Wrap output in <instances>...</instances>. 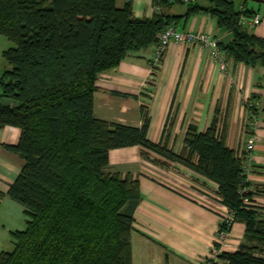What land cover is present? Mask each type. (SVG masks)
Segmentation results:
<instances>
[{"label":"trees","instance_id":"trees-1","mask_svg":"<svg viewBox=\"0 0 264 264\" xmlns=\"http://www.w3.org/2000/svg\"><path fill=\"white\" fill-rule=\"evenodd\" d=\"M168 2L156 0V15L137 17L131 0L123 8L117 0H0V34L15 43L3 52L8 67L0 76V128L21 129L19 142L4 147L24 159L7 195L29 216L25 230L12 233L15 249L2 251L0 264H132L140 182L107 170L111 151L131 146L217 183L220 202L233 211L219 233L230 232L236 221L246 223L240 247L218 259L264 264V213L245 202L255 194L242 174L246 152L227 144L219 110L204 132L188 125L181 153L149 138L146 105L142 127L94 113L100 75L128 54L157 46L160 34L176 26V17L163 10ZM185 3L191 14H210L227 32L226 39L214 38L229 60L264 66V39L243 20L252 12L233 0ZM257 112L251 111L253 120ZM5 196L0 191V206Z\"/></svg>","mask_w":264,"mask_h":264},{"label":"crops","instance_id":"crops-1","mask_svg":"<svg viewBox=\"0 0 264 264\" xmlns=\"http://www.w3.org/2000/svg\"><path fill=\"white\" fill-rule=\"evenodd\" d=\"M128 1L117 0V5L123 8ZM168 1L163 10L176 17L178 30L208 32L221 40L229 37L210 14H191L190 5L184 0ZM233 1L237 8L244 6L253 14L262 13L260 25L247 27L264 39V0ZM131 2L137 17H153L157 13L156 0ZM155 49L156 45H152L132 52L117 68L100 75L95 115L142 127V103L151 101L149 138L167 141L170 148L181 153L188 125L195 124L204 132L219 110L227 144L243 153L248 139L247 125L252 121L244 104L255 95L259 104L255 114L257 143L247 190L255 193L254 203L264 213V66L252 67L229 60L228 69L222 70L204 46L171 43L155 84H149ZM4 68L0 63V76ZM153 90V95L147 93ZM20 137L21 129L16 126L0 128V191L6 193L0 211L4 205L11 209L8 216L11 221L1 228L11 236L27 225L25 207L7 195L22 171L24 159L4 145L17 144ZM109 167H113L111 172L124 177L131 175L140 182L141 198L136 205L132 233V264H207L213 249L218 248L216 244H220L219 253L234 252L244 241V221H236L227 237H220L226 211L220 203L219 186L194 170L140 146L112 150ZM214 264L224 262L219 258Z\"/></svg>","mask_w":264,"mask_h":264},{"label":"built area","instance_id":"built-area-1","mask_svg":"<svg viewBox=\"0 0 264 264\" xmlns=\"http://www.w3.org/2000/svg\"><path fill=\"white\" fill-rule=\"evenodd\" d=\"M184 1L185 2H193V1L195 2L197 0H184ZM240 8L241 10H246L244 6ZM243 20H244V23H247L252 27H257L258 25L262 23L263 15L261 12H255L252 18L244 17ZM159 37H160L159 42L156 46L155 52L152 57L151 73H150L149 78L147 79V83L149 84H155V78L157 76V73L159 72V66L162 64V59L164 57V54L167 48L171 45V43H178V44H184V45L200 44L210 51L212 58L217 62V64L222 70L228 69L229 59L227 58L226 53L219 47L218 41L214 38L213 34L211 33L180 31L177 29V27L174 24H171L166 28V30H164L160 34ZM153 92L154 90L147 92V93L153 95ZM150 102L143 103V104L150 108L151 106ZM244 105L251 115V111H253V109H257L259 104L257 100H253L252 98H249V99H246ZM256 128H257V122L256 120H253L252 118V121H250L247 125L248 139H247V144H246V149H245L246 162H245L243 173H242L247 178L252 169V155H253V151L257 143V137L255 135ZM245 202L247 204L255 205L254 201L252 202L248 198H245ZM222 205L224 206V209L226 211V215L224 218L229 223H231L233 220V211L229 207L225 206L224 204ZM228 233L229 232L223 231L220 233V237L225 238L227 237ZM218 254H219V249L214 248L212 251V255L210 256L207 264H214L216 260L218 259Z\"/></svg>","mask_w":264,"mask_h":264},{"label":"rangeland","instance_id":"rangeland-1","mask_svg":"<svg viewBox=\"0 0 264 264\" xmlns=\"http://www.w3.org/2000/svg\"><path fill=\"white\" fill-rule=\"evenodd\" d=\"M14 46H15V43L10 41L5 35L0 34V63L5 65L4 70L8 67V65H7L6 60L3 57V52ZM0 93H1V89H0ZM147 102L148 100L143 101V103H147ZM143 103L142 105H144ZM112 169L113 167H109L107 170H112ZM15 203H18V205H22L17 201H15ZM10 211L11 209L7 207L6 205H4L0 211V250L2 249L4 251H13L15 249V242L11 234L9 233L8 230L3 231V229L1 228L2 224H5V222L7 224V222L11 221L10 217H8L10 215L9 214ZM25 219L28 221L29 219L28 214H26ZM26 226H23V228L20 230H25Z\"/></svg>","mask_w":264,"mask_h":264}]
</instances>
